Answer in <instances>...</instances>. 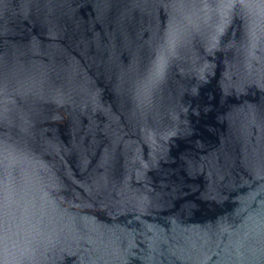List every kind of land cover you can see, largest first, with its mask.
Segmentation results:
<instances>
[{"label":"water","instance_id":"1","mask_svg":"<svg viewBox=\"0 0 264 264\" xmlns=\"http://www.w3.org/2000/svg\"><path fill=\"white\" fill-rule=\"evenodd\" d=\"M0 264H264V0H0Z\"/></svg>","mask_w":264,"mask_h":264}]
</instances>
